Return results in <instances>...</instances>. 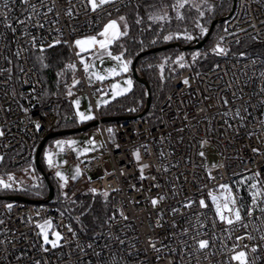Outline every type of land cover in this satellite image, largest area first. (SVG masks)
Listing matches in <instances>:
<instances>
[{
	"label": "built area",
	"instance_id": "obj_1",
	"mask_svg": "<svg viewBox=\"0 0 264 264\" xmlns=\"http://www.w3.org/2000/svg\"><path fill=\"white\" fill-rule=\"evenodd\" d=\"M133 1L115 0L114 4L92 11L88 0H29L28 4L7 0V8L5 0H0V20L7 13L11 17L7 23L16 29L12 32L0 23V157L6 158L11 167L24 168L26 173L11 180L0 174V180L12 185L9 189L31 186L44 179L41 172L35 173L36 151L59 119L58 101L38 103L45 86L30 58L32 38L38 42L43 38V45L53 39L68 44L74 78L82 83L75 91L89 97L100 121L95 95L119 98L122 93L116 89L129 86V80L132 86L133 71L130 68L103 79L86 73L79 56L95 49L81 51L75 41L99 37L101 32L94 33L99 20ZM29 5H35V11ZM69 10L71 15L67 14ZM224 23V31L216 41L223 48L244 39L264 42V0H236ZM17 51L19 57L15 55ZM261 72L264 60L259 56L222 58L208 70H185L173 79L172 87L159 103L155 123L138 115L111 125L100 121L101 145L89 134L80 142L78 153L73 146H66V164L81 169L89 190L93 194L111 193L109 223L87 236L69 223L59 207L5 200L0 203V264H239L231 257L241 250L253 264H264V215L258 209L251 217L247 215L253 192L264 190ZM74 93L62 99L73 110ZM225 100L229 103L225 104ZM237 109L240 116L235 115ZM75 116L79 119L76 113ZM210 148L218 154L215 167H207L205 154ZM254 148L259 152H253ZM143 165L147 167L142 180ZM59 169L52 166L45 171L49 177L57 178ZM209 193L217 196L221 204L224 199L220 193L234 197L236 204L232 207L241 210L248 228L236 223L233 231L221 222ZM160 196L165 199L153 207L152 199ZM201 199L206 208L199 206ZM187 204L191 207H185ZM258 204L264 207V197L258 198ZM45 221H51L61 232L55 248L45 245L38 227ZM197 231L200 239L209 240V248L198 249L193 239ZM248 234L256 239L237 241V236ZM117 238L125 243L120 244ZM153 243L159 251L151 247ZM237 244L239 247L233 248ZM253 246H257L256 253L251 252Z\"/></svg>",
	"mask_w": 264,
	"mask_h": 264
},
{
	"label": "trees",
	"instance_id": "obj_2",
	"mask_svg": "<svg viewBox=\"0 0 264 264\" xmlns=\"http://www.w3.org/2000/svg\"><path fill=\"white\" fill-rule=\"evenodd\" d=\"M178 0H135L123 8L102 17L94 33L101 31L105 24L116 20L122 31L127 35H121L119 39L109 47L113 53L123 56L130 64V68L136 61V68L140 77L144 78L151 90L152 103L144 118L155 123L157 121V107L168 90L173 85V79L185 70L194 72L208 70L222 58H244L247 56H259L264 60V42L252 39H244L237 45L225 47L224 54H217L209 51L205 54L193 55V49L184 47L194 44L199 37L202 40L210 28L213 20L220 19L229 13L233 0L206 1L204 9L197 8L190 3L184 4L183 8L177 7ZM183 19H178L177 16ZM167 16V19L154 20V16ZM125 19L121 21L119 17ZM139 21V23H137ZM125 24L127 27L125 28ZM224 22H218L213 28L205 45L208 49L214 47L218 37L224 31ZM171 37L170 39H166ZM190 37V38H189ZM53 39L44 44L45 52L38 51L33 47L30 51V58L38 68L44 82V92L38 98L39 104H47L52 101L59 102V119L51 128V131L78 128L96 119L79 120L71 104L66 98L69 93L75 92L82 87V83L74 78L73 55L67 43L59 40L55 44ZM178 43L180 46H172L167 49H160L149 52L154 48H160L167 44ZM49 44H55L48 48ZM223 48V47H222ZM146 52L143 56L141 53ZM38 56H43L44 63L49 67H42ZM15 68L17 67L14 60ZM63 73V75H59ZM16 79V75H15ZM62 100V101H61ZM147 86L134 79L132 87L128 92L121 94L119 98H112L97 106L101 117L109 116H137L146 107ZM117 121L107 122L111 125ZM92 128V127H91ZM77 135V133L73 134ZM69 136V135H65ZM51 141V140H50ZM41 165L47 168L43 155L40 157ZM25 172L24 168L11 167L7 159L0 163V174L17 178ZM35 173L40 170L35 163ZM54 186L53 198L44 204L59 207L68 217L69 223L80 233L90 236L103 229L111 218L112 197L110 192L107 196L104 193L93 194L88 187L87 176L82 173L78 176L76 183L67 194L57 181V178L50 176ZM84 189L75 193L76 185ZM244 191V190H243ZM22 196L30 200H45L49 195V185L45 179H41L31 186H25L16 190L4 189L0 186V203L7 200L9 196Z\"/></svg>",
	"mask_w": 264,
	"mask_h": 264
},
{
	"label": "snow or ice",
	"instance_id": "obj_3",
	"mask_svg": "<svg viewBox=\"0 0 264 264\" xmlns=\"http://www.w3.org/2000/svg\"><path fill=\"white\" fill-rule=\"evenodd\" d=\"M21 3L23 4H28L29 3V0H20ZM184 2H186V0H184ZM184 2H181V0H178V3H177V7L178 8H183L184 7ZM115 3V0H88V4L90 5L91 7V10L92 11H96L98 8H100L101 6L103 5H106V4H114ZM33 11H35V5H29ZM4 7L7 8L8 7V3H7V0H5L4 2ZM49 11H52V9H49ZM68 15H71V10L68 11L67 13ZM5 15V19L4 20H0V23H3L5 25L6 28H10L12 32H15L16 29L11 25V24H8L7 23V20L8 19H11V17H8L7 16V13L4 14ZM37 15H39V13H37ZM152 19L154 20H163V19H167V16L164 15V16H154V17H151ZM178 19H183L182 16H177ZM28 20L31 19V17H28L27 18ZM119 19L121 21H124V17L121 16L119 17ZM19 23H24V21H18ZM137 23H139V21H137ZM39 27H43L44 25L43 24H39L38 25ZM125 28L127 27V25L125 24L124 26ZM26 34L30 35V33H27ZM103 37H105L104 40H101V41H97L96 37L95 36H91V37H87L85 39H77L75 41V46L77 48H79L81 51H85L87 49V47H91V46H94L96 45L97 43H99L100 47L101 48H106L108 46V44H110L111 42L119 39V37L121 35H127V32L126 31H122L121 30V27L120 25H118L117 21L116 20H111L109 23H107L105 26H104V29L103 31L99 34ZM171 37H167L166 39H170ZM190 38V37H189ZM42 39H40V42L37 41V38L36 37H33L32 38V41L31 43L33 44L34 47H38V51L43 53L46 51L43 43H42ZM60 41L57 40L55 41V44H59ZM55 44H49L47 47L48 48H51V47H54ZM214 51L217 53V54H224L225 53V49L224 48H221L219 45H217V47L214 49ZM15 55L17 57L20 56V52L17 51L15 53ZM114 59H117L119 60L120 57H113ZM44 57L43 56H38L37 57V60L40 61L42 67L44 68H47L49 67L48 64L44 63ZM69 68H73L74 65H68ZM88 65H85V71H88ZM123 70L124 71H127V64H124L123 65ZM0 71H3V70H0ZM7 71H11L10 69H8ZM24 69L21 68V72H23ZM59 75H63V73H60ZM261 76H264V72H261L260 73ZM98 79H103V77H100L98 76L97 77ZM10 79V77H9ZM127 83L129 84V86L131 85V80L127 81ZM185 84L188 83L187 80L184 81ZM71 94V93H69ZM225 104L229 103L227 100L224 101ZM76 104L78 105L79 104V101H76ZM78 115L80 116V118L82 120H90L92 119L91 116H85L83 113H78ZM224 115H227V113H225ZM235 115L236 116H240V110L237 109L236 112H235ZM243 117H241L242 119ZM37 129H39L40 125L37 124L36 125ZM109 131H111V129H109ZM3 135V132H0V136ZM60 143V142H58ZM253 152H259L258 149H253ZM200 155H203V153H200ZM135 156H136V159L139 160L140 159V155H139V152H136L135 153ZM3 158L0 157V160H2ZM49 163L51 164L52 161L51 159L49 158ZM147 167V165H143L141 166L140 168V172H141V179L143 180L145 177L143 176V171H144V168ZM57 176L60 177L61 180H64L65 183H67V180L66 178L60 173V172H57L56 173ZM76 175L78 176L79 175V170H77V173ZM258 175V174H257ZM9 179L11 180L12 177H9ZM73 179H76V176H73ZM154 179V177H153ZM0 186H2L4 189H9L12 187L11 184L9 183H5L3 180H0ZM251 187L253 189H256V185L255 184H252ZM221 188H224V189H227L228 186L227 185H221ZM95 191V190H93ZM105 196H107V193H104ZM209 195L211 196V193H209ZM253 200H252V206L248 209V212H247V215L249 217H251L253 215V212L255 210H259L260 213L262 215H264V207H259V204H258V198L260 197H264V190H259L257 189L256 191L253 192ZM213 202L216 204V208H215V214L216 216L219 218V220L223 223H225L227 226H230L232 228V230L234 231L235 230V224L236 223H239L243 228L247 229L248 228V224L247 223H244L243 222V217L241 216V210L239 208H233V207H230V205H235L236 204V199L234 197H232L231 195H228V196H225L223 199H224V203L223 204H220L217 202V197L215 196H212L211 197ZM165 199L164 196H160L159 198L157 199H152L151 203L153 205V207H155L159 201ZM199 206L201 208H206L207 207V204L205 203V201L203 199H201L199 201ZM9 208H11L12 206L9 204L8 205ZM185 207H191V204H187L185 205ZM174 213L177 211L176 209H173L172 210ZM226 213H229L231 215H226ZM121 215L123 216V213H121ZM234 216V219L232 218ZM123 218L125 220L128 219L127 216H123ZM112 219H114V217H112ZM0 223H2V221H0ZM38 227L41 229V234L43 235V239H44V242L46 244L50 243L52 245L53 248L57 247V242L61 239V235L59 232H56L54 233L56 239L55 240H51L49 241L48 239V233L46 231V227H51V221H45L44 224L42 225H38ZM71 231V229H69ZM257 231H260L259 227H257L256 229ZM201 233L199 231H197L195 233V235L193 236V239L196 241V244L198 245V249L199 250H205L207 248H209L210 246V242L208 239H200ZM252 239V240H255L256 237L251 235V234H248L246 237L245 236H237L236 239L237 241L239 240H242V239ZM119 243L120 244H123L125 243V241L123 239H119L117 238ZM261 239L264 240V236H261ZM89 247H91V245H89ZM151 247L156 250V251H159V249L156 248L155 244H151ZM235 247H239V245H234L233 248ZM248 245H244V248H247ZM46 250V249H45ZM251 252L252 253H256L257 252V246H253L251 248ZM97 255H99V253H97ZM259 257H257L258 259ZM232 260H235V261H238L239 264H253V262H250L248 260V255L246 253V251L244 250H241L239 252H236L232 257H231ZM36 264H39V262H36Z\"/></svg>",
	"mask_w": 264,
	"mask_h": 264
},
{
	"label": "rangeland",
	"instance_id": "obj_4",
	"mask_svg": "<svg viewBox=\"0 0 264 264\" xmlns=\"http://www.w3.org/2000/svg\"><path fill=\"white\" fill-rule=\"evenodd\" d=\"M181 2H184V0H181ZM186 3H190L193 6L200 8V9H204V7L206 6V0H186L184 4ZM102 31L103 30L99 31L98 33ZM98 33H96V35H98ZM96 39L97 41H101V40H104L105 37L99 35V37H96ZM216 47L217 45H215L214 47L208 48V49H204V48L193 49V55H200V54H205L206 52H209V51H214ZM89 48L100 49L101 47L99 43H97L94 46L87 47L86 50H88ZM117 56L120 57L119 60L113 58ZM79 60L84 70H85V65L89 66L88 71H85V72L91 73L93 76H96V77L100 76L103 78H110V77L121 75L122 73L126 72L123 70L124 64H127V71L130 69V64L127 62V60L123 56L113 53L110 50H103L99 53H96V52H89L87 54L83 53V54H80ZM131 87L132 86H124V87L117 88L116 90L123 94L125 92H128ZM109 99H112V94L106 97H100L97 94L95 95V102L97 106H100L102 102L107 101ZM76 101H79L78 105L76 104ZM72 105L74 106V110L77 115L78 113H83L85 116H91L92 118L96 116L95 108L91 100L86 94L78 93L77 91H75L72 97ZM89 134H92L96 137L99 145L103 143V135L100 130V126L96 125L86 131L77 133V135L70 134L69 136L55 137L51 139V141L49 140L43 148V154L47 161V166L48 167L59 166L60 168L59 172L67 180V183H65L64 180H61L60 177L57 176V181L63 190V194H67L70 191V189L73 187V185L76 183L78 176L82 175V171L80 168H72L68 164H66V157L64 154L66 145L76 144L77 141L83 140ZM205 155L207 158V167H215L218 161V154L214 151V149L210 148L206 150ZM49 158L52 161L51 164L49 163ZM1 161L2 160H0V163ZM77 170H79L78 176L76 175ZM24 174L26 173L24 172L21 175H24ZM73 176H76V179H73ZM81 185L83 184L79 183L76 185L75 193L84 189ZM220 195L222 199L225 197L223 193H220ZM217 202L221 204L218 197H217ZM213 204H214V208H216V204L214 202ZM230 207H232V205H230ZM226 215H231V214L226 213ZM232 218L234 219V216ZM46 231L48 233L49 241L56 239L54 233L59 232L61 235L60 230L53 223H51V227H46ZM40 232H41V229H40ZM60 240L57 242V245L59 244ZM45 245L52 246L50 243L48 244L45 243Z\"/></svg>",
	"mask_w": 264,
	"mask_h": 264
},
{
	"label": "water",
	"instance_id": "obj_5",
	"mask_svg": "<svg viewBox=\"0 0 264 264\" xmlns=\"http://www.w3.org/2000/svg\"><path fill=\"white\" fill-rule=\"evenodd\" d=\"M235 4H236V0H233L232 8H231V11L228 13V15H224L220 19H215V20L212 21V23L210 25V28H209V30L207 32V35L202 40H199V37H197L194 40V44L187 45L184 48L185 49H199V48H202L205 45V43H206L208 37L210 36L213 28L215 27V25L218 22H224L227 19V17L229 15H231V13L234 10ZM176 45L180 46V44H178V43H171V44H167V45H165L163 47H160V48H154V49L150 50L149 52H155V51L160 50V49H167L169 47L176 46ZM145 53L146 52L141 53L140 56H143ZM131 69L133 71L134 79L136 81H138V82H142V83L146 84V86H147V103H146V107L138 115V116H144V114L149 110V108L151 106V103H152L151 90H150L149 86L147 85V82L144 80V78L139 76L137 68H136V61L133 62L132 66H131ZM134 117L135 116H131V115L130 116H109V117H101L100 121L103 122V123H107V122H113V121L130 120V119H132ZM100 121L96 118L95 120L87 123L86 125L80 126L78 128L66 129V130H57V131L53 130V131H50L48 134H46L45 137L41 140V142H40V144H39V146L37 148V151H36V165L39 168L40 172L44 175V179L46 180V182L49 185V195H48V197L45 200H30L28 198L15 195V196L7 197V200L29 202V203H33V204H44V203L49 202L54 196V186L52 185V183L50 181V177L48 176V174L46 173L45 169L41 165L40 157H41V153H42V150H43L44 146L46 145V143L49 140H51V139H53L55 137L65 136V135H70V134H75V133L86 131V130L90 129L93 126L98 125Z\"/></svg>",
	"mask_w": 264,
	"mask_h": 264
},
{
	"label": "crops",
	"instance_id": "obj_6",
	"mask_svg": "<svg viewBox=\"0 0 264 264\" xmlns=\"http://www.w3.org/2000/svg\"><path fill=\"white\" fill-rule=\"evenodd\" d=\"M106 25V24H105ZM85 38H87V37H85ZM85 38H81V39H85ZM111 44V43H110ZM110 44H108V45H110ZM103 50H109V47H106V48H102V49H99V50H91V51H89V52H96V53H99V52H101V51H103ZM89 52H87V53H89ZM86 53V54H87ZM76 113V112H75ZM79 116V115H78ZM96 117V116H95ZM79 120H82L81 118H80V116H79ZM87 137H85L84 139H86ZM83 139V140H84ZM82 140H80V141H77V143L76 144H73V145H70V144H68V145H70V146H73V148H74V151H75V153H78L79 152V144H80V142H81ZM68 145H66V146H68ZM44 155V154H43ZM44 158H45V156H44ZM45 162L47 163V161H46V159H45ZM48 167V166H47Z\"/></svg>",
	"mask_w": 264,
	"mask_h": 264
}]
</instances>
